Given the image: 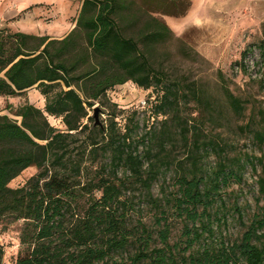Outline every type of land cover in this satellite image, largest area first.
<instances>
[{"label": "trees", "instance_id": "trees-1", "mask_svg": "<svg viewBox=\"0 0 264 264\" xmlns=\"http://www.w3.org/2000/svg\"><path fill=\"white\" fill-rule=\"evenodd\" d=\"M190 6L187 0H81L63 38L0 29V96L36 87L46 99L45 109L29 100L11 107L20 120L0 114V224L23 220L15 264H264V212L232 244L205 240L214 232L205 218L233 167L222 160L210 178L200 172L197 152L213 143L203 147L202 128L184 125L180 104L204 106L203 90L168 75L159 48L175 36L153 14L185 15ZM129 80L156 91V115L168 116L164 128L137 137L138 124L120 127L116 114L107 126H90L95 102L105 106L108 91ZM225 90L241 114V99ZM48 115L61 117L66 128ZM171 121L190 144V164L182 166L176 194L159 198L152 189L169 163L163 151ZM257 138L263 143L264 133ZM31 166L38 172L24 185H9ZM258 183L264 210L263 176ZM138 201L150 217L137 215ZM4 255L0 243V264Z\"/></svg>", "mask_w": 264, "mask_h": 264}, {"label": "rangeland", "instance_id": "rangeland-1", "mask_svg": "<svg viewBox=\"0 0 264 264\" xmlns=\"http://www.w3.org/2000/svg\"><path fill=\"white\" fill-rule=\"evenodd\" d=\"M187 1L191 6L185 15H172L164 9L153 13L169 25L175 36L159 50L170 77L181 78L184 83L197 82L203 90L204 106L194 102L180 104L184 125L188 123L191 129L193 125L202 128L199 138L203 147L208 141L213 143V148L210 145L205 151L197 152L200 172L210 178L222 160L233 167L232 170L228 168L226 178L217 190L211 216L205 218L214 230L212 236L205 233V240L225 241L228 245L239 238L254 217L264 212L258 183L260 177H264V142L257 138L258 132L264 133V0ZM38 2H54L58 7L40 9L39 5H34ZM78 4V0H0V29L49 35L47 33L54 28L65 26L68 15L79 11ZM17 5L32 6L24 11L18 10L20 22L12 25L10 14ZM180 40L186 43V48ZM225 87L241 99V114L233 111ZM108 99L105 106L99 102L93 106L100 109V124L107 126L116 114L120 127L138 124L137 137L149 130L164 128L163 121L168 116L156 115L157 93L153 88L145 89L129 80L110 89ZM26 100L45 109V96L32 87L23 95L0 96V114L20 120L11 112V107L16 109ZM89 115L92 119L86 122L92 126L96 121L93 109ZM172 116L170 113L169 119ZM48 119L58 129L66 128L61 117L48 115ZM170 126L163 151L169 163L162 166L152 189L153 195L159 198L176 194L182 166L190 164L189 142L182 138L174 122L171 121ZM139 151L143 153V145L139 146ZM37 172L38 168L31 166L9 185L20 187ZM138 203L142 210L136 212L137 215L150 217L151 210L146 203ZM22 226L23 220L0 224V243L5 249L3 264H15ZM179 231L180 224L174 231V239L180 235Z\"/></svg>", "mask_w": 264, "mask_h": 264}, {"label": "crops", "instance_id": "crops-1", "mask_svg": "<svg viewBox=\"0 0 264 264\" xmlns=\"http://www.w3.org/2000/svg\"><path fill=\"white\" fill-rule=\"evenodd\" d=\"M66 1H68V0H62V2H66ZM78 5H79V9H80V7H81V0H78ZM35 6L36 5H39V8L41 9H43V7H45V6H47V7H51V8H54L55 9V7H58V6H56V4L54 3V2H51V3H46V2H38L37 4H34ZM30 6H32V5H30ZM30 6H24V5H22V6H19V5H17L15 8H13V12H12V14H10L11 15V18H10V23L12 24V25H14V24H17V23H19L20 22V20H18V15H20V14H17L16 12L18 11V10H21L22 9V11H24L25 9H27L28 7H30ZM69 7H71L72 9H73V7L72 6H70V5H68ZM57 9V8H56ZM77 12H79V11H76L75 13L72 11L69 15H68V17H67V22H66V24H65V26H62V28L61 27H59V28H57V29H53V31L52 32H50V33H47V34H49V35H53V36H50V37H52V38H63V37H65L73 28H74V26H75V21H74V17H76L75 15L77 14ZM73 16V17H72ZM70 17H72L71 18V22H70V20H69V18ZM16 20H15V19Z\"/></svg>", "mask_w": 264, "mask_h": 264}, {"label": "water", "instance_id": "water-1", "mask_svg": "<svg viewBox=\"0 0 264 264\" xmlns=\"http://www.w3.org/2000/svg\"><path fill=\"white\" fill-rule=\"evenodd\" d=\"M99 110H100L99 108H95V109H94V118H95V120H96L95 123H94L95 125L100 124V123H99V120H98V113H99Z\"/></svg>", "mask_w": 264, "mask_h": 264}]
</instances>
